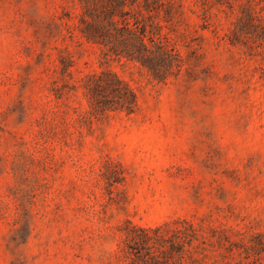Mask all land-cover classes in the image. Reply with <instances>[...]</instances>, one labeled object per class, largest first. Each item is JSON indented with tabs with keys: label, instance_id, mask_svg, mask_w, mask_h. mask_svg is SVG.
Masks as SVG:
<instances>
[{
	"label": "rangeland",
	"instance_id": "374dc122",
	"mask_svg": "<svg viewBox=\"0 0 264 264\" xmlns=\"http://www.w3.org/2000/svg\"><path fill=\"white\" fill-rule=\"evenodd\" d=\"M178 1L187 70L160 82L111 61L139 107L98 119L76 0H0V264H128L127 218L264 230L262 54L225 36L237 7L213 5L203 28L200 4Z\"/></svg>",
	"mask_w": 264,
	"mask_h": 264
},
{
	"label": "trees",
	"instance_id": "16d2710c",
	"mask_svg": "<svg viewBox=\"0 0 264 264\" xmlns=\"http://www.w3.org/2000/svg\"><path fill=\"white\" fill-rule=\"evenodd\" d=\"M208 27L213 5L237 7L225 33L233 45L262 54L264 61V0H196ZM76 29L98 50L99 70L84 76L89 111L98 119L112 113L131 114L139 96L128 80L109 67L111 61L130 62L160 82L179 77L190 59L192 38L180 30L178 0H76ZM69 15V13H66ZM68 34L73 29L67 26ZM60 53L61 69L74 60L67 48ZM124 254L128 264H264V230H230L177 216L157 224L125 219Z\"/></svg>",
	"mask_w": 264,
	"mask_h": 264
}]
</instances>
